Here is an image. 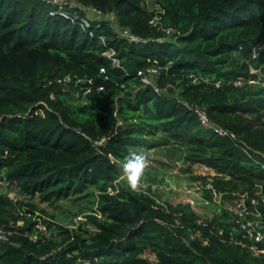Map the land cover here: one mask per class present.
<instances>
[{
    "label": "trees",
    "instance_id": "obj_1",
    "mask_svg": "<svg viewBox=\"0 0 264 264\" xmlns=\"http://www.w3.org/2000/svg\"><path fill=\"white\" fill-rule=\"evenodd\" d=\"M151 2L0 0V183L22 196L0 191V264H264V237L241 226L255 217L237 222L213 198L247 192L264 232V160L194 110L264 154L251 72L264 74V0ZM148 67L158 90L141 83ZM132 152L205 166L209 214L160 201L147 167L131 187ZM36 198L69 199L85 219L53 222Z\"/></svg>",
    "mask_w": 264,
    "mask_h": 264
},
{
    "label": "rangeland",
    "instance_id": "obj_2",
    "mask_svg": "<svg viewBox=\"0 0 264 264\" xmlns=\"http://www.w3.org/2000/svg\"><path fill=\"white\" fill-rule=\"evenodd\" d=\"M149 8L152 7L151 0H146ZM181 164L167 161L164 157L159 154H152L150 159H146V167L150 173L157 177V181L152 182V189L157 192L160 201L177 203V202H188L194 208V210L200 215L205 216L210 212V207L205 201L203 194V187L207 188L209 185H203L202 178L210 175L207 168L203 165H195L190 170L183 172L180 170ZM184 166V165H182ZM212 174V173H211ZM191 176H197L198 178H192ZM210 180V178H208ZM146 187L148 183L143 182ZM0 191L6 192L10 197L22 198L17 188L13 185L10 187L5 183H0ZM218 201V198H214ZM32 202L36 203L37 206L43 208L46 212L54 215L51 220L53 222H59L66 226H76L78 222L83 221L84 215L77 213L74 215L73 212L77 211V208L73 205L71 200H62L56 207L47 205L46 203L39 202L36 199H32ZM224 206L229 204V201L220 200L218 201ZM42 218L50 219V216L41 214ZM80 216L81 218H79ZM42 225H40V228ZM145 256L153 263L154 257L152 254L145 253Z\"/></svg>",
    "mask_w": 264,
    "mask_h": 264
},
{
    "label": "built area",
    "instance_id": "obj_3",
    "mask_svg": "<svg viewBox=\"0 0 264 264\" xmlns=\"http://www.w3.org/2000/svg\"><path fill=\"white\" fill-rule=\"evenodd\" d=\"M52 1L54 3L58 4V8H60L62 4L67 2V0H52ZM58 10L62 11V9H58ZM92 12H95L96 15L98 14V12L95 11L94 9H89L87 11L88 14L92 13ZM157 20H158L157 17H154L150 22L155 23ZM166 31L168 32V30H166ZM123 35L126 36L130 40H137V38L135 36H133L132 34H128L127 31H124ZM258 47H264V44H261ZM111 53L112 52H108L107 56L110 57L111 60L115 63L116 60L114 57H111ZM254 70H255L254 68H251V72L254 73ZM137 73L140 75L141 83L146 84V85H148V84L153 85V86H155V89L158 90L157 86L155 85V77L157 76V73H158L157 67H148L145 70H139ZM194 110H195V112H197L200 120L202 121V123L206 127L212 129L214 132H216L220 136H227L230 139L236 141L237 143L241 142L239 144H241V146L244 148V150L248 154H249V150H251V151L261 155V157L264 160V154H260L256 150H252L242 140L238 139V137L236 136L235 133H233L232 131H230L228 129L220 127L214 123H211L208 120V118L205 115V112L203 110H201L199 108H194ZM262 167L264 169V162H262ZM216 197L218 198V201H219L221 198V194H214L213 198H216ZM227 200L229 201V204L226 205L225 207L227 209H229L231 212H233V214L237 217V219H236L237 222L241 218H244L245 216H247L248 214H252L255 217V219H253V220H247L245 223H242L241 226L243 228H246V230H247V232H249L250 236L254 235L256 240H261L264 237V232H262L260 230V221L258 219H256L257 216L260 215V212L254 206L252 208H250V205H248V200L250 201L251 205H255V203L257 202L256 199L254 197L248 198L247 192H242V193H234L233 192V197H231L230 199H227ZM261 200H262V202H264V195L261 196ZM78 217L81 218L80 216H78ZM2 231L3 230L0 227V237H2Z\"/></svg>",
    "mask_w": 264,
    "mask_h": 264
},
{
    "label": "clouds",
    "instance_id": "obj_4",
    "mask_svg": "<svg viewBox=\"0 0 264 264\" xmlns=\"http://www.w3.org/2000/svg\"><path fill=\"white\" fill-rule=\"evenodd\" d=\"M146 168V156L140 152L130 153L123 163V170L131 187L135 188Z\"/></svg>",
    "mask_w": 264,
    "mask_h": 264
},
{
    "label": "water",
    "instance_id": "obj_5",
    "mask_svg": "<svg viewBox=\"0 0 264 264\" xmlns=\"http://www.w3.org/2000/svg\"><path fill=\"white\" fill-rule=\"evenodd\" d=\"M254 73L257 75L258 80L264 84V74H262L259 69H255Z\"/></svg>",
    "mask_w": 264,
    "mask_h": 264
}]
</instances>
